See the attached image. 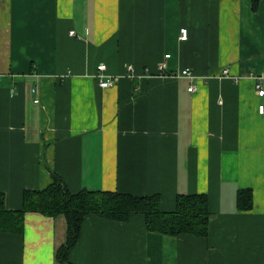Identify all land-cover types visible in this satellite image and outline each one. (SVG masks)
I'll list each match as a JSON object with an SVG mask.
<instances>
[{"label": "crops", "instance_id": "1", "mask_svg": "<svg viewBox=\"0 0 264 264\" xmlns=\"http://www.w3.org/2000/svg\"><path fill=\"white\" fill-rule=\"evenodd\" d=\"M101 63L117 84H99ZM185 68L195 77L173 75ZM259 76L264 0L257 9L253 0H0L7 207L22 208L25 190L48 187L55 173L73 193L159 194L164 211L180 194L206 193V236L151 231L142 213L91 212L70 261L264 264ZM245 188L250 209L238 206ZM67 231L64 214L27 211L22 232L0 230V264H62Z\"/></svg>", "mask_w": 264, "mask_h": 264}, {"label": "trees", "instance_id": "2", "mask_svg": "<svg viewBox=\"0 0 264 264\" xmlns=\"http://www.w3.org/2000/svg\"><path fill=\"white\" fill-rule=\"evenodd\" d=\"M260 0H253L257 9ZM238 206L242 209L252 207V189H241ZM27 211H38L49 216L64 214L68 222L67 239L56 253L62 264H73L70 252L81 235L85 217L96 212L116 220H127L131 214L142 213L149 230L179 235L191 233L206 236L212 216L209 196L206 193L180 194L177 208L164 211L159 194L133 195L118 191L81 190L73 193L60 174L55 173L53 182L43 189H26L24 204L20 209H10L5 195L0 191V230L22 232Z\"/></svg>", "mask_w": 264, "mask_h": 264}, {"label": "built area", "instance_id": "3", "mask_svg": "<svg viewBox=\"0 0 264 264\" xmlns=\"http://www.w3.org/2000/svg\"><path fill=\"white\" fill-rule=\"evenodd\" d=\"M180 32H181V38L183 39H186L188 37V28L187 27H182L180 29ZM71 33H75L74 30L71 31ZM170 54H167L166 57H169ZM166 66V64H162L160 65V68L164 69ZM133 67L130 66V69H132ZM105 70H106V64L105 63H101L98 65V73L96 74V76L99 78V84L103 87H108V86H112V85H115L117 84L118 82V78L115 76V77H106V73H105ZM228 70H225L224 73H227ZM174 76L176 77H189V78H194L195 75L193 73V71L190 69V68H185L181 71H178L176 73L173 74ZM263 80H264V76H259L258 77V80H257V83H256V88H257V92L259 95L263 96L264 95V85H263ZM189 90L191 92L195 91L196 90V86L195 85H191L189 87ZM260 111L262 113H264V105H260Z\"/></svg>", "mask_w": 264, "mask_h": 264}]
</instances>
